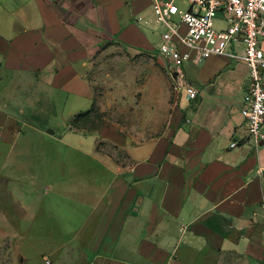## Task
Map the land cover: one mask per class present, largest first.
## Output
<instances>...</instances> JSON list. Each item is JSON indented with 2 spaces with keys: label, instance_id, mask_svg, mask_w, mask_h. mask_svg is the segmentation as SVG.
<instances>
[{
  "label": "crops",
  "instance_id": "crops-1",
  "mask_svg": "<svg viewBox=\"0 0 264 264\" xmlns=\"http://www.w3.org/2000/svg\"><path fill=\"white\" fill-rule=\"evenodd\" d=\"M139 17L154 18L152 0H0V241L19 235L31 207L29 123L5 90L14 82L40 108L60 93L89 100L96 50L153 53ZM190 82L197 99L183 94L161 135L142 136L155 129L143 124L127 137L124 162L88 153L98 168L74 181V231L41 239L51 264H264V142L241 115L249 67L211 57Z\"/></svg>",
  "mask_w": 264,
  "mask_h": 264
},
{
  "label": "rangeland",
  "instance_id": "rangeland-1",
  "mask_svg": "<svg viewBox=\"0 0 264 264\" xmlns=\"http://www.w3.org/2000/svg\"><path fill=\"white\" fill-rule=\"evenodd\" d=\"M176 4L185 12L190 7L188 0H177ZM225 27L226 21L217 17L216 28ZM145 33L153 53L134 52L120 45L95 51L88 74L93 92L89 100L60 93L47 97L51 105L40 108L29 106L26 92L17 90L14 82L7 88L9 91L5 90L10 105L16 106L11 111L17 112L24 104L21 120L29 123L20 146L25 142L22 147L31 159L29 178H24L30 184L26 185L25 196L31 207L25 224H16L19 235L0 241V264L10 260L14 264H46L44 256L49 255L51 246L41 239L71 235L74 181L86 182L98 168L88 153L98 151L104 159L118 165L124 162L125 139L135 131L141 132L143 124L155 129H145L142 136L161 135L164 131L179 99L156 55L160 31L147 28ZM234 51L243 56V45H235ZM204 64L185 65V73L194 84L204 75ZM4 84H8L7 80L0 87ZM4 232L0 229V233Z\"/></svg>",
  "mask_w": 264,
  "mask_h": 264
},
{
  "label": "built area",
  "instance_id": "built-area-1",
  "mask_svg": "<svg viewBox=\"0 0 264 264\" xmlns=\"http://www.w3.org/2000/svg\"><path fill=\"white\" fill-rule=\"evenodd\" d=\"M185 12L177 0H152L153 19L139 17L144 25L160 31L161 43L156 52L178 99L198 97V89L188 79L187 64L202 65L211 57H231L249 67V85L241 115L249 138L255 144L264 142V0H188ZM226 21L216 28V18ZM242 44L243 56L234 51ZM232 143L231 148L237 147ZM264 169L258 170L263 175ZM264 204V201H263ZM46 264H51L46 260Z\"/></svg>",
  "mask_w": 264,
  "mask_h": 264
}]
</instances>
